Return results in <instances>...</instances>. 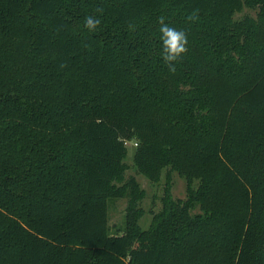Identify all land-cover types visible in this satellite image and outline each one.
<instances>
[{
  "label": "trees",
  "instance_id": "obj_1",
  "mask_svg": "<svg viewBox=\"0 0 264 264\" xmlns=\"http://www.w3.org/2000/svg\"><path fill=\"white\" fill-rule=\"evenodd\" d=\"M130 142L151 181L201 183L149 231ZM0 264H264V0H0Z\"/></svg>",
  "mask_w": 264,
  "mask_h": 264
},
{
  "label": "rangeland",
  "instance_id": "obj_2",
  "mask_svg": "<svg viewBox=\"0 0 264 264\" xmlns=\"http://www.w3.org/2000/svg\"><path fill=\"white\" fill-rule=\"evenodd\" d=\"M260 10L244 8L242 12L235 15V20L242 21L245 18L257 19ZM126 164L128 170L125 177L128 179L134 177L145 192V197L140 204L142 215L139 218V225L142 230L149 231L152 228L154 219L157 215L162 214L168 209V192L171 193L175 202L184 204L194 195L201 186L200 181L195 180L192 184L180 176L176 171L163 170L158 181L153 182L142 174L138 173L134 166V152L136 144L127 143ZM127 200L112 198L108 201V219L110 232L112 234L122 233L126 228ZM202 211L199 204H195L190 211L192 217L201 215Z\"/></svg>",
  "mask_w": 264,
  "mask_h": 264
},
{
  "label": "clouds",
  "instance_id": "obj_3",
  "mask_svg": "<svg viewBox=\"0 0 264 264\" xmlns=\"http://www.w3.org/2000/svg\"><path fill=\"white\" fill-rule=\"evenodd\" d=\"M98 13H102L103 9L98 8ZM198 19L197 13L194 11L189 17V21ZM161 40L163 45V60L168 67L170 73L176 72L175 64L182 61L188 52L187 34L183 30H177L165 23V18H159ZM101 20L97 16L89 15L85 18L84 26L90 31L95 32L100 26Z\"/></svg>",
  "mask_w": 264,
  "mask_h": 264
},
{
  "label": "built area",
  "instance_id": "obj_4",
  "mask_svg": "<svg viewBox=\"0 0 264 264\" xmlns=\"http://www.w3.org/2000/svg\"><path fill=\"white\" fill-rule=\"evenodd\" d=\"M137 146V145H136Z\"/></svg>",
  "mask_w": 264,
  "mask_h": 264
}]
</instances>
